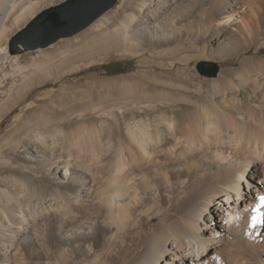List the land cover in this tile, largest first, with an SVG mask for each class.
<instances>
[{"label":"bare ground","instance_id":"obj_1","mask_svg":"<svg viewBox=\"0 0 264 264\" xmlns=\"http://www.w3.org/2000/svg\"><path fill=\"white\" fill-rule=\"evenodd\" d=\"M48 1L0 0V264H264V0H121L22 63L3 41ZM112 54L139 70L47 90L1 134ZM200 59L239 64L196 82Z\"/></svg>","mask_w":264,"mask_h":264},{"label":"rangeland","instance_id":"obj_2","mask_svg":"<svg viewBox=\"0 0 264 264\" xmlns=\"http://www.w3.org/2000/svg\"><path fill=\"white\" fill-rule=\"evenodd\" d=\"M63 0H50L48 2H46L45 4L41 5L31 16H28L27 19L25 21H23L20 26H16L14 27L7 35V37L4 39L3 44L7 46L8 44V39L10 37H12V35L14 33H16L18 30H20L21 28L25 27L27 25V23H29L33 17H35L39 12H41L43 9L51 6V5H56L60 2H62ZM121 2V0H119V2L112 8L110 9L108 12L114 10L118 4ZM106 12V13H108ZM85 30V29H84ZM83 30V31H84ZM83 31L79 32L78 34H75L71 37H67V38H62L60 39L58 42L52 44L49 47L46 48H39L37 50L34 51H29V52H25V53H21V54H16L18 56H20V60L22 63L25 64H32V63H40L41 62H46L48 61V63H58L62 60V56L60 54H54L56 55V57L54 56V58H47V60L43 57L40 56L38 58H36L37 56H39V54L41 52H47L50 51L51 49H53L54 47H57L59 45L62 44H67L68 46V50H74L75 46L73 47L72 44H70V41L73 40L76 36H78L79 34H81ZM72 47V48H71ZM65 49L67 50V47H65ZM64 47L62 48V51L65 50ZM254 52V51H252ZM251 52V53H252ZM256 55H264V50L260 51L259 54L257 53ZM61 56V57H60ZM35 57V58H33ZM44 58V59H43ZM51 59V60H50ZM36 60V62H35ZM201 62H209V63H215L217 64V66L219 67V72L218 74L222 71L225 70L229 67H234L237 64H239V60H235V61H226V60H219V61H207V60H195L192 62L191 68L197 73H191L193 79L197 82L198 79L201 80H211L215 77L218 76V74L216 76H209L207 74H204L200 71L199 69V65ZM227 62V63H226ZM140 66H139V57H125L119 54H112L110 57H108L107 59L98 62L96 64H94V66L90 67V68H86L80 72H77L73 75L67 76V78L64 81H61L59 79L57 80H51L48 81L46 83H40L39 85L35 86V88L33 89V91H31V93L29 94L30 96L25 98L23 100V102L19 105H16L14 107V109L12 111H10L6 117L4 118V120L1 123V134L5 133L10 127H11V123L12 120L14 118V116L20 112V110L27 105L30 102H33L34 100L37 99V97L42 96V94L44 92H46L47 90L53 89L54 90V95L55 96H59L60 92H59V87L61 84H72L74 82V79L80 78L81 81L79 82V84L84 83L86 80H89L90 75H94L97 74L100 78H113V77H118L120 75H126V74H130V73H135L139 70ZM77 95H80V93H77ZM59 99H57L55 101L54 106L58 107L61 106V102L59 101ZM48 100H38L33 107L30 108L29 112H33L34 110H36L39 106L38 105H42L47 103ZM38 103V104H37ZM60 104V105H59ZM116 149V147L114 148V150ZM61 165L59 164V167ZM62 172H59L56 176V180L61 181L62 180ZM24 191V192H23ZM21 190L18 191L19 195H20V201L21 203L25 204H29L33 209L37 208L38 203H39V193L37 191H32V190ZM32 192V193H31ZM35 198V199H34ZM28 200V201H27ZM218 223H220V221H217Z\"/></svg>","mask_w":264,"mask_h":264},{"label":"water","instance_id":"obj_3","mask_svg":"<svg viewBox=\"0 0 264 264\" xmlns=\"http://www.w3.org/2000/svg\"><path fill=\"white\" fill-rule=\"evenodd\" d=\"M119 0H63L39 12L27 25L8 39L12 55L46 48L62 38L71 37L90 26L112 9ZM199 69L209 76H216L215 63L201 62Z\"/></svg>","mask_w":264,"mask_h":264},{"label":"snow or ice","instance_id":"obj_4","mask_svg":"<svg viewBox=\"0 0 264 264\" xmlns=\"http://www.w3.org/2000/svg\"><path fill=\"white\" fill-rule=\"evenodd\" d=\"M259 199L264 202V196H261Z\"/></svg>","mask_w":264,"mask_h":264}]
</instances>
